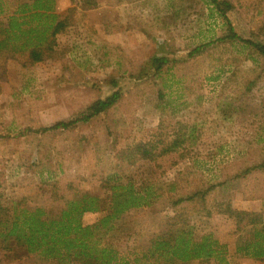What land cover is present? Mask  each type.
I'll use <instances>...</instances> for the list:
<instances>
[{
  "label": "rangeland",
  "instance_id": "rangeland-1",
  "mask_svg": "<svg viewBox=\"0 0 264 264\" xmlns=\"http://www.w3.org/2000/svg\"><path fill=\"white\" fill-rule=\"evenodd\" d=\"M6 1L12 9L26 0ZM231 1L236 31L264 39V0ZM55 2L66 25L50 45L0 52V200L56 212L78 190L132 176L156 184L158 195L102 230L103 244L125 254L183 214L196 235L227 245L230 264H264V256L237 252L253 229L231 213L257 212L264 221V57L218 40L226 25L209 0ZM201 44L205 50L189 56ZM154 55L170 60L158 75L150 68ZM117 88L118 103L89 122L27 129L70 119ZM178 134L183 144L162 151ZM99 216L87 213L84 222ZM0 264L57 262L30 254L17 262L0 257Z\"/></svg>",
  "mask_w": 264,
  "mask_h": 264
},
{
  "label": "trees",
  "instance_id": "trees-1",
  "mask_svg": "<svg viewBox=\"0 0 264 264\" xmlns=\"http://www.w3.org/2000/svg\"><path fill=\"white\" fill-rule=\"evenodd\" d=\"M86 2L92 5L89 0ZM209 3L226 25V31L218 38L219 41L239 42L264 57V39L246 38L236 31L227 14L234 6L231 0H209ZM55 4V0H26L11 9L6 0H0V15L7 14L6 20H0V52L10 45L18 51L32 49L38 52L46 42L50 45V37L66 25L59 18ZM205 47L202 44L196 46L189 56L202 53ZM169 61L165 55H154L150 68L158 75ZM114 84L118 85L117 82ZM121 97L122 91L117 88L110 95L96 99L70 119L27 129L45 133L73 128L106 113ZM184 141V137L178 134L167 142L162 151H175ZM258 167L264 168V161ZM159 189L147 180L137 184L132 176L127 181L108 178L96 191L78 190L73 197L64 198L62 207L56 212L41 206L29 207L21 200L11 203L0 200V257L17 262L26 255L39 254L57 264H191L194 260L204 262L213 258L219 264H230L227 260V245L211 234L196 235L183 214L169 217L165 229L125 254L101 242L99 234L102 230H112L115 221L127 210L152 203ZM173 190L172 186L168 191ZM200 192L180 196L173 203L192 200ZM87 213H99L100 216L95 222L86 224L84 216ZM231 213L237 218L238 224L246 221L245 225L253 229L251 237L238 245L237 252L263 257L262 215L245 210H231Z\"/></svg>",
  "mask_w": 264,
  "mask_h": 264
}]
</instances>
